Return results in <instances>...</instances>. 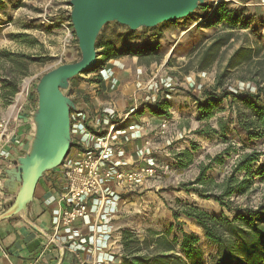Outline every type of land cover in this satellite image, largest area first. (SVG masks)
I'll list each match as a JSON object with an SVG mask.
<instances>
[{
	"label": "rangeland",
	"instance_id": "rangeland-1",
	"mask_svg": "<svg viewBox=\"0 0 264 264\" xmlns=\"http://www.w3.org/2000/svg\"><path fill=\"white\" fill-rule=\"evenodd\" d=\"M221 1L224 0H207L205 5L198 8L190 17L169 24L167 29H170L173 35H167L160 41L161 47L157 56L159 60L153 61L149 65L143 63L144 61L137 62L138 66L143 67L140 75L145 78L144 81L141 79V83H143V87H146L135 103L138 107L137 110H143L147 105H153L157 101V97H160L167 100L176 113L172 115V108H170L171 117L162 119L173 121L172 128H175L173 132L176 134L173 139L169 138L170 140L155 137L152 129L157 124L150 121V117L141 122V124L150 125L144 140H152V144L155 146L153 157L158 160L160 165L169 164L171 173L163 175L160 182L155 183L150 180L145 188L124 195V201L119 203L117 215L109 218V225L117 227L114 230L116 233L113 232V235L118 236L119 231L129 229L142 237L149 229L166 232L172 227V236L180 237L178 229L195 233L200 238V245L206 258L215 253L214 247L205 240L203 231L197 225L187 220L182 214L178 220L174 218V214L179 213L180 209L187 205L215 215H220L223 212L213 199L203 198L198 192L202 187L193 185V183L200 174L201 164H208L207 157L219 155L229 144H225L218 137L206 138L196 134V131L201 129L204 124L198 121L193 96H199L203 87L215 85L216 77L222 72L229 57L242 44L246 43L249 47L260 50L259 57H264V0H226L232 9H245L246 16L252 19L251 24L248 29L236 31V41L224 50L220 60L206 72L205 78L198 80L197 76L200 73L193 70L196 57L214 36L223 31V26L207 29L201 25ZM46 2L47 0H0V52L6 51L42 60V62L28 67V76L20 81L19 93L9 105H13L16 97L24 91V94L19 97L18 104L14 105L17 106V109L22 108L19 113V117L22 116V118L18 119L22 120V124L29 123L30 129L34 128L32 113L37 107L36 85L39 79L60 65L75 63L81 59L74 32L66 41L62 28L50 26L47 23L48 20L52 21L63 15L66 10L60 9L59 5L46 8ZM205 7L206 9H204ZM67 13L71 14L69 11ZM68 20L70 21V15H68ZM108 25L111 28L113 23ZM120 31L118 29L116 33ZM137 31L139 34L143 32L142 29ZM135 43L140 45V41ZM170 59L171 66L169 67L166 64ZM4 67L7 69V66ZM5 74L6 71L0 64V79ZM250 77L251 70L249 68H239L231 73L225 87L238 94L256 93V85L249 80ZM164 79H167L171 84L169 88L161 85V80ZM27 81L28 85L24 88ZM99 84L95 74H83L78 76L64 93L73 101H81L89 108L92 107V100L101 101L108 98L100 90L102 88ZM30 104H32V109H30ZM220 109L217 116L208 124L218 129L219 120H229L233 123L230 127L235 130V133H229L227 137L236 153L232 152L223 166H215L212 171L207 173V176L217 184H221L225 177L231 173L240 155L252 151L264 153V142L250 144L245 141L244 143L242 139H245V135L239 128H236L235 111L229 106V101H225ZM145 113L149 112L146 110L143 114ZM148 115L150 116V113ZM14 146L15 144H12L11 148ZM194 147H196V151L192 150ZM186 150L193 153L194 162L187 168H177L174 158ZM12 165H16V163L13 162ZM54 172L55 170L45 175H53ZM263 201L264 180L259 182V179L247 196L236 199L239 205L246 204L251 207H256ZM96 223L97 225L104 224L98 221ZM110 240L109 244H112V248L106 250L105 253L114 252L115 254L112 256L121 254V238L113 237ZM77 264L80 263L77 262Z\"/></svg>",
	"mask_w": 264,
	"mask_h": 264
},
{
	"label": "trees",
	"instance_id": "trees-1",
	"mask_svg": "<svg viewBox=\"0 0 264 264\" xmlns=\"http://www.w3.org/2000/svg\"><path fill=\"white\" fill-rule=\"evenodd\" d=\"M251 20L246 16L245 9H232L226 0L221 1L201 27L210 29L223 26V31L200 50L193 70L197 73L209 71L220 60L224 50L236 41V31L248 29ZM169 24L172 23H164L154 29L143 28L141 34L117 23H113L111 28L106 25L96 43L98 65L91 73L103 69L111 60L124 57L137 58L146 65L159 60L160 41ZM118 29L121 31L116 33ZM137 41H140V45L135 43ZM260 52L246 43L242 44L229 57L216 77L215 85L203 87L199 96H193L198 121L204 124L196 134L206 138L218 137L229 144L219 155L207 157L208 164H201L200 174L193 183L202 187L198 192L203 198L213 199L223 212L215 215L187 205L175 213L174 218L178 220L182 214L197 225L203 231L205 240L214 247L215 253L206 258L200 238L182 229H178L180 237L172 236V227L166 232L149 229L142 237L124 229L121 232L119 264H264V201L256 207L236 202L237 198L245 197L252 191L258 179L259 182L264 180V153L252 151L240 155L231 173L221 184L207 176L215 166H223L232 152L236 153L227 137L229 133H235L230 127L233 123L219 120L218 129L208 124L217 116L225 101H229V106L235 111L234 123L244 133V143L264 142V57H259ZM38 62L42 60L0 52V64L6 71L0 79V97L4 106H9L19 93L20 81L28 76V67ZM166 65L171 66V59ZM239 68L251 70L249 80L256 85V93L238 94L225 87L231 73ZM75 79L70 81V85ZM170 108L171 104L167 100L158 98L153 105L137 110L134 115H143L147 110L154 117L168 119L171 117ZM192 150L196 151V147ZM192 154L186 150L176 155V167L191 166L194 162Z\"/></svg>",
	"mask_w": 264,
	"mask_h": 264
},
{
	"label": "built area",
	"instance_id": "built-area-1",
	"mask_svg": "<svg viewBox=\"0 0 264 264\" xmlns=\"http://www.w3.org/2000/svg\"><path fill=\"white\" fill-rule=\"evenodd\" d=\"M55 5H59L58 7L66 12L52 21L48 20L47 23L62 28L67 41L73 34L68 20L70 13H67L71 12L70 0H47L45 7ZM114 73L109 71L106 79L113 88L117 85ZM161 85L166 88L171 86L167 79L161 80ZM23 94L24 91L16 97L15 103L18 104L19 97ZM14 104L9 106L14 112L0 114V175H3L4 170L11 167L13 162L16 163L11 154V145L14 143L16 122L22 108L17 109ZM137 108L135 105L127 117L137 111ZM101 113L106 123L115 116V111L108 109H102ZM93 123V117L86 109L71 112L72 147L62 165L54 172L60 194L55 199V207L52 210L54 235L50 238V243L61 233L64 234L66 244L77 241L81 247L96 242L98 236L107 234L105 226L109 222V215L114 214L116 205L123 201L124 195L145 188L150 180L160 182L163 175L171 173L169 164L160 165L153 157L155 146L152 140H144L150 125L135 124L130 128L132 133L127 134L121 130L120 124H109L108 129L102 131L94 130ZM172 123L170 120L159 121L152 129L155 137L173 139L176 133L173 132L175 128H172ZM139 141H143L141 146L137 144ZM131 154H134L136 159L128 162L127 158ZM111 202L115 204L114 207L108 205ZM92 215L104 224L92 225ZM79 221L91 227V237L82 235L76 227ZM111 245L108 243L104 251L111 249ZM42 259L43 254L28 264H42Z\"/></svg>",
	"mask_w": 264,
	"mask_h": 264
},
{
	"label": "water",
	"instance_id": "water-1",
	"mask_svg": "<svg viewBox=\"0 0 264 264\" xmlns=\"http://www.w3.org/2000/svg\"><path fill=\"white\" fill-rule=\"evenodd\" d=\"M207 0H70V21L81 59L44 74L36 85L37 107L32 113L34 136L27 153L4 171V190L13 204L0 217L27 215L40 180L59 168L72 147L71 112L75 102L65 95L70 81L98 65L96 43L112 23L131 31L154 29L190 17Z\"/></svg>",
	"mask_w": 264,
	"mask_h": 264
},
{
	"label": "crops",
	"instance_id": "crops-1",
	"mask_svg": "<svg viewBox=\"0 0 264 264\" xmlns=\"http://www.w3.org/2000/svg\"><path fill=\"white\" fill-rule=\"evenodd\" d=\"M170 29L163 31V36L170 35ZM173 34H171L172 36ZM210 39V38H209ZM135 62V63H134ZM137 58L124 57L117 60H111L105 64L103 69L95 74L100 81V89L104 95L108 96L105 100L94 99L91 102L92 107H89L80 102L74 101L78 109H86L92 115L94 130H106L109 124H120L121 130L127 134L132 133L131 127L135 124H140L147 120L157 124L164 119L163 117H154L147 113L143 115L127 114L135 107L138 96L145 90L141 81L145 78L142 74V66L137 65ZM109 71H114V77L117 80V85L113 88L110 82L107 81ZM206 72L198 74V80L205 78ZM142 79V80H141ZM144 81V80H143ZM104 89V91H103ZM144 95V94H143ZM146 97V95H144ZM160 97H157V99ZM172 108V115L176 114ZM32 109V104H30ZM102 109L115 111L114 118L106 123L102 115ZM14 112L12 108L4 106L0 99V114H10ZM17 113V110H16ZM22 115V114H21ZM20 116V115H19ZM22 118L19 117V119ZM172 119H174L172 117ZM22 120L16 122V136L14 138L15 146L12 148L11 154L15 160L22 157L28 152L32 138L34 136V128L30 129L29 123L22 124ZM141 146V141L137 143ZM129 150V147H128ZM136 159L133 154L127 158L128 162ZM15 166V165H12ZM11 166V167H12ZM5 171V170H4ZM5 176L0 175V217L13 204V196L9 195L3 187ZM60 194L59 186L53 175H45L39 182L34 200L29 206L27 215L15 216L9 219H0V264H28L32 259L43 254L42 264H119L121 254L112 256L114 252L105 253L104 249L113 237L121 238V231L118 236L113 235L117 228L114 225L105 226L106 235L98 236L96 242L88 245L79 246V242L65 243L64 234L61 233L55 237V241L50 243V238L53 237L52 229L53 214L52 210L55 207V199ZM124 201V200H123ZM110 207H114L113 202L108 203ZM108 206V207H109ZM113 215H117L118 205ZM97 218L92 217V225H97ZM100 222V221H98ZM101 223V222H100ZM103 223V222H102ZM76 227L80 229L82 235L86 238L91 237V227L84 225L81 221L77 222ZM116 233V232H115ZM111 234V235H110ZM98 247V248H96Z\"/></svg>",
	"mask_w": 264,
	"mask_h": 264
},
{
	"label": "bare ground",
	"instance_id": "bare-ground-1",
	"mask_svg": "<svg viewBox=\"0 0 264 264\" xmlns=\"http://www.w3.org/2000/svg\"><path fill=\"white\" fill-rule=\"evenodd\" d=\"M27 85H28V81H27V82L25 83V85H24V86H25V88L27 87Z\"/></svg>",
	"mask_w": 264,
	"mask_h": 264
}]
</instances>
